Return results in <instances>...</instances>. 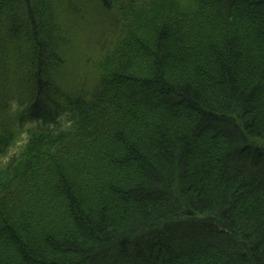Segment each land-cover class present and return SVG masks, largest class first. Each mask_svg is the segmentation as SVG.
Instances as JSON below:
<instances>
[{
	"label": "trees",
	"instance_id": "obj_1",
	"mask_svg": "<svg viewBox=\"0 0 264 264\" xmlns=\"http://www.w3.org/2000/svg\"><path fill=\"white\" fill-rule=\"evenodd\" d=\"M55 2L0 0V264H264V0H101L71 93Z\"/></svg>",
	"mask_w": 264,
	"mask_h": 264
},
{
	"label": "rangeland",
	"instance_id": "obj_2",
	"mask_svg": "<svg viewBox=\"0 0 264 264\" xmlns=\"http://www.w3.org/2000/svg\"><path fill=\"white\" fill-rule=\"evenodd\" d=\"M55 5L59 12H70L62 14V20L71 16L70 22L75 20L81 24L79 31L71 30L72 43L69 48H65L66 63L54 71V82L65 93H70L73 89L77 91L82 87L93 88L102 74L98 60L107 53L109 47L106 45H111L118 34L116 26L114 27L119 16L118 10L115 7L111 10L104 8L101 0H57ZM103 42H106V45L102 46ZM19 131V138L9 146L7 152L0 151V162H7L11 156L18 154L25 144L27 132L22 128Z\"/></svg>",
	"mask_w": 264,
	"mask_h": 264
}]
</instances>
